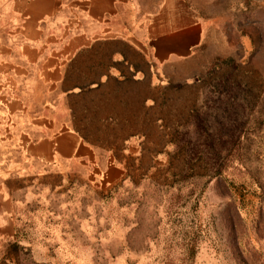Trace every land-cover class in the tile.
<instances>
[{
	"label": "rangeland",
	"instance_id": "rangeland-1",
	"mask_svg": "<svg viewBox=\"0 0 264 264\" xmlns=\"http://www.w3.org/2000/svg\"><path fill=\"white\" fill-rule=\"evenodd\" d=\"M191 1L199 49L79 120L94 153L9 183L13 264H264V0Z\"/></svg>",
	"mask_w": 264,
	"mask_h": 264
},
{
	"label": "crops",
	"instance_id": "crops-1",
	"mask_svg": "<svg viewBox=\"0 0 264 264\" xmlns=\"http://www.w3.org/2000/svg\"><path fill=\"white\" fill-rule=\"evenodd\" d=\"M195 5L191 0H0L5 15L0 151H16L21 159L0 160V264H13L8 254L19 246L15 189L9 183L39 184L41 168L94 153L83 138L88 125L78 121L103 118L110 103L126 111L121 97L127 88L143 83L155 88L169 65L191 57L206 29L202 8ZM79 113L86 116L79 119ZM30 161L38 169L15 178V169H27Z\"/></svg>",
	"mask_w": 264,
	"mask_h": 264
}]
</instances>
